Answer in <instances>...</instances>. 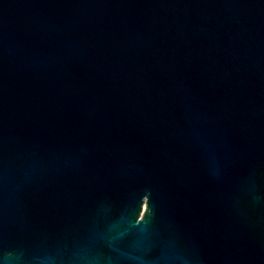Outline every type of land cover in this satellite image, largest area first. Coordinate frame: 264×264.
Returning a JSON list of instances; mask_svg holds the SVG:
<instances>
[{"label": "water", "instance_id": "95a60500", "mask_svg": "<svg viewBox=\"0 0 264 264\" xmlns=\"http://www.w3.org/2000/svg\"><path fill=\"white\" fill-rule=\"evenodd\" d=\"M0 264H264V0H0Z\"/></svg>", "mask_w": 264, "mask_h": 264}, {"label": "rangeland", "instance_id": "374dc122", "mask_svg": "<svg viewBox=\"0 0 264 264\" xmlns=\"http://www.w3.org/2000/svg\"><path fill=\"white\" fill-rule=\"evenodd\" d=\"M150 216H151V212H150L149 207H148V205H147L146 213H145V215H144V217H143L142 222H146V221H148L149 218H150Z\"/></svg>", "mask_w": 264, "mask_h": 264}]
</instances>
